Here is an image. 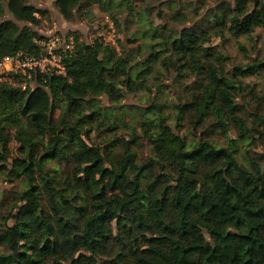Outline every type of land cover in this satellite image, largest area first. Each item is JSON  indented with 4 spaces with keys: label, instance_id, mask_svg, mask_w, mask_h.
Here are the masks:
<instances>
[{
    "label": "trees",
    "instance_id": "trees-1",
    "mask_svg": "<svg viewBox=\"0 0 264 264\" xmlns=\"http://www.w3.org/2000/svg\"><path fill=\"white\" fill-rule=\"evenodd\" d=\"M210 1L203 17L200 4L162 2L173 29L151 25L132 0H54L67 21L96 4L117 27L137 15L149 24L131 48L74 44L61 52L65 75L10 72L25 88L0 80V174L20 186L1 200L11 202L0 214V264H264V151L255 150L264 99L243 85L264 61L226 69L233 58L209 44L264 29V0ZM48 15L0 0V60L38 55L35 28ZM164 76L185 91L171 106L176 132L161 115L165 102L133 106L142 118L129 123L101 103L158 93Z\"/></svg>",
    "mask_w": 264,
    "mask_h": 264
},
{
    "label": "rangeland",
    "instance_id": "rangeland-1",
    "mask_svg": "<svg viewBox=\"0 0 264 264\" xmlns=\"http://www.w3.org/2000/svg\"><path fill=\"white\" fill-rule=\"evenodd\" d=\"M132 1H135V3L140 7L138 11L140 13H144L151 25H169L173 29H179V24L170 22L168 19L165 20L167 13H169L170 9H172L167 5H161V3L165 0H147V2L150 3L151 6H154L152 10H148V8L142 6V2L140 0ZM208 1L210 0H174V3L180 8H183V5L187 2H190L192 4H200L201 9H199V14L201 15V17H203V13L205 11L204 4H206ZM27 2L39 9L48 11L49 14L48 18L43 19L41 25L35 28V30L44 39L52 34H58L66 40L72 41L70 45L71 49L76 43H84L86 45H90L95 40L103 42L105 44L113 45L118 51L120 48V44L123 41L127 42L128 48H131L141 42V40L138 39L140 30L145 29L149 24L147 20L142 21V19H140L141 16L137 15L129 19L128 24L123 23L122 25L117 27V25L112 22L110 16L102 12L96 4L91 5L90 9H88V13H85L86 11L82 13L78 12L74 15V18L72 20L67 21L59 14L57 9L55 8L54 0H27ZM159 10H162L161 17L158 16ZM185 11L189 13V16L191 18L197 20L189 11V9H185ZM75 37L78 39L77 42L75 40ZM128 39H136L135 44L129 43ZM209 44L211 46H218L220 49L224 48L226 53L233 58L225 66L226 69H230L231 64H246L254 58L264 61V29L261 28L257 29L250 38L242 36L234 38L232 36H229L227 33H224V38L222 39L217 35H213ZM241 45L247 49L246 54L240 50L239 46ZM5 65L6 66H4V69L0 70V80L10 81L14 85L25 88L28 85V82L22 80L20 77L15 79L12 78L11 75L6 74L15 69V67L10 63H6ZM167 78L168 77L164 76V78L160 80L161 83L166 86H164L161 91H158V93L154 92L153 89L151 91L142 90L134 94H127L123 98V100L116 104H112L106 96H102L101 103L104 107H108V109L110 108L109 110L111 114L112 112L113 114L115 113L117 115L122 114V116H120V119L125 120L126 123H129L131 119L136 118L139 120L142 118L141 116H139L141 113H135L132 110L133 106H147V104L151 100L155 102H165L163 110L161 111V115L165 119L168 117L165 120V124H167L173 132H176L177 129L173 126L172 123L173 108H171V106L173 105L174 101H177L179 93H185V91L177 85V87H175L173 85V80H169ZM179 81L177 82L181 83ZM243 85L245 86V90L248 91L249 89H252L254 93H257L262 97V99H264V72H262L259 76H252L245 79ZM156 96L157 100H155ZM247 97L250 98V95H248ZM126 132L127 128L120 125L118 134L123 137L127 136ZM180 134L184 136L187 141H189V143L192 142L191 138L193 137V135L191 131L183 130ZM229 136L231 138H234L235 132L231 130L229 132ZM212 137L214 139V142L221 146H225L228 143V140L223 135L215 134ZM143 145L144 147L140 151L141 155L147 154V146L145 145V143ZM12 146H15V143H12ZM259 146L260 147H257L255 150L257 152H263L264 144L263 146ZM252 148L254 147L252 146ZM3 179V175L0 174V192L3 195V197H0V201L7 198L8 195L10 197L15 196V193H17L20 188L19 184H17L16 182L9 183L5 182V180ZM10 202V199L0 202V214L7 213L9 211L8 205Z\"/></svg>",
    "mask_w": 264,
    "mask_h": 264
},
{
    "label": "built area",
    "instance_id": "built-area-1",
    "mask_svg": "<svg viewBox=\"0 0 264 264\" xmlns=\"http://www.w3.org/2000/svg\"><path fill=\"white\" fill-rule=\"evenodd\" d=\"M34 42L41 48L38 55L19 53L13 57H5L0 60V70L4 69L6 63H10L15 67L10 72H20L28 78H30V73L36 70L65 75L66 69L61 52L71 50L72 41L58 34H52L45 39L34 40Z\"/></svg>",
    "mask_w": 264,
    "mask_h": 264
}]
</instances>
